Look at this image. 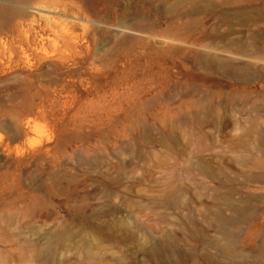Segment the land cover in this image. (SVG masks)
I'll return each mask as SVG.
<instances>
[{
  "label": "rangeland",
  "instance_id": "1",
  "mask_svg": "<svg viewBox=\"0 0 264 264\" xmlns=\"http://www.w3.org/2000/svg\"><path fill=\"white\" fill-rule=\"evenodd\" d=\"M235 263L264 264V0H0V264Z\"/></svg>",
  "mask_w": 264,
  "mask_h": 264
},
{
  "label": "bare ground",
  "instance_id": "2",
  "mask_svg": "<svg viewBox=\"0 0 264 264\" xmlns=\"http://www.w3.org/2000/svg\"><path fill=\"white\" fill-rule=\"evenodd\" d=\"M223 251H226L227 247L225 245H222L220 247ZM235 264H243V263H235ZM244 264H250V263H244Z\"/></svg>",
  "mask_w": 264,
  "mask_h": 264
}]
</instances>
